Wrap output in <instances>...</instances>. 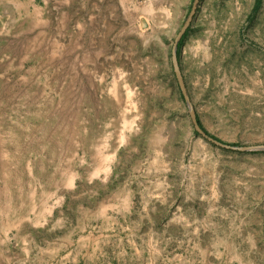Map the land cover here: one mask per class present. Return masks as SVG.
<instances>
[{
  "label": "rangeland",
  "instance_id": "1",
  "mask_svg": "<svg viewBox=\"0 0 264 264\" xmlns=\"http://www.w3.org/2000/svg\"><path fill=\"white\" fill-rule=\"evenodd\" d=\"M0 0V264H264V0ZM204 131V132H205Z\"/></svg>",
  "mask_w": 264,
  "mask_h": 264
},
{
  "label": "water",
  "instance_id": "2",
  "mask_svg": "<svg viewBox=\"0 0 264 264\" xmlns=\"http://www.w3.org/2000/svg\"><path fill=\"white\" fill-rule=\"evenodd\" d=\"M200 2V0H196L195 2V5H194V8H193V11L191 13V16L188 20V22L186 23L184 29L182 30V32L180 33V35L178 36L176 42H175V46H174V58H173V61H174V67H175V71H176V75H177V78H178V81H179V84H180V87H181V90L186 98V100L188 101V98H187V94H186V89H185V86H184V82H183V79L181 77V73H180V68H179V62H178V58H177V48L179 46V43L181 41V39L183 38L187 28L189 27L191 21H192V17L194 16V13L196 11V7L198 5V3ZM191 116H192V120H193V123L196 127V130L204 137L206 138L208 141L220 146V147H223V148H227V149H236V150H240V151H243V152H252V151H264V147H250V148H236V147H232L230 145H227V144H224L222 142H219L213 138H211L210 136H208L204 130L200 127L199 123H198V119H197V116L196 114L194 113V111L191 110Z\"/></svg>",
  "mask_w": 264,
  "mask_h": 264
},
{
  "label": "trees",
  "instance_id": "3",
  "mask_svg": "<svg viewBox=\"0 0 264 264\" xmlns=\"http://www.w3.org/2000/svg\"><path fill=\"white\" fill-rule=\"evenodd\" d=\"M259 6H260V0H256V5H255V8H254V12H256L257 10H258V8H259ZM185 37V36H184ZM184 39V38H183ZM198 123H199V125H200V127L202 128V126H201V124H200V122H199V120H198ZM203 129V128H202ZM204 130V129H203ZM205 131V130H204ZM205 133H206V131H205ZM215 139V138H214ZM216 140V139H215ZM231 146V145H230Z\"/></svg>",
  "mask_w": 264,
  "mask_h": 264
}]
</instances>
